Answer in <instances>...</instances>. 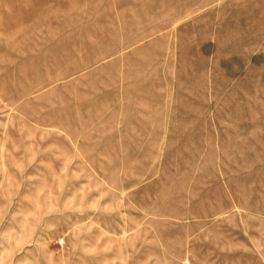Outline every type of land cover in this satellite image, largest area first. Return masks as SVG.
<instances>
[{
  "label": "rangeland",
  "instance_id": "374dc122",
  "mask_svg": "<svg viewBox=\"0 0 264 264\" xmlns=\"http://www.w3.org/2000/svg\"><path fill=\"white\" fill-rule=\"evenodd\" d=\"M0 264H264V0H0Z\"/></svg>",
  "mask_w": 264,
  "mask_h": 264
}]
</instances>
